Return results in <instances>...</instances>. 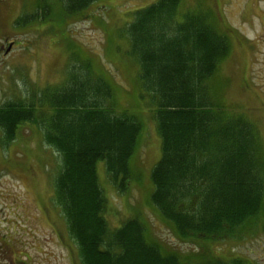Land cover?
<instances>
[{
  "label": "trees",
  "instance_id": "trees-1",
  "mask_svg": "<svg viewBox=\"0 0 264 264\" xmlns=\"http://www.w3.org/2000/svg\"><path fill=\"white\" fill-rule=\"evenodd\" d=\"M61 1L78 13L97 0ZM180 1L136 10L127 28L141 95L157 105L161 156L151 171L150 201L184 241L222 242L264 231V146L254 124L214 104L208 87L227 39L204 14L179 15ZM87 66L28 102L0 104L1 142L9 145L20 126L34 124L60 154L53 199L80 264H201L147 241L137 218L110 229L97 163L124 190L140 127L133 116L115 112L110 84Z\"/></svg>",
  "mask_w": 264,
  "mask_h": 264
},
{
  "label": "rangeland",
  "instance_id": "rangeland-1",
  "mask_svg": "<svg viewBox=\"0 0 264 264\" xmlns=\"http://www.w3.org/2000/svg\"><path fill=\"white\" fill-rule=\"evenodd\" d=\"M157 1L97 0L69 13L61 0H45L44 6L39 0H0V104L28 102L39 90L60 85L70 71L80 73L88 65L93 75L110 84L115 112L133 116L140 127L124 190L111 182L104 162L97 163L110 229L137 218L147 241L183 259L235 264L238 257L264 264L263 229L222 242L184 241L150 201L151 171L161 156L157 105L141 95L139 63L131 53L127 28L136 10ZM193 12L207 16L229 46L208 79L213 103L249 119L264 146V0L180 1L179 15ZM1 138L0 130V242L9 249L5 260L23 262L27 253L30 264H80L53 199L60 154L43 141L42 130L34 124L20 126L9 145Z\"/></svg>",
  "mask_w": 264,
  "mask_h": 264
},
{
  "label": "flooded vegetation",
  "instance_id": "flooded-vegetation-1",
  "mask_svg": "<svg viewBox=\"0 0 264 264\" xmlns=\"http://www.w3.org/2000/svg\"><path fill=\"white\" fill-rule=\"evenodd\" d=\"M2 244H3V243L0 242V251H2L4 254H2V255L0 254V256L3 257V261H4L6 264H13L12 261H11V263H10V262L7 263V261L5 260L4 255H5V257H7L6 255H7L9 249H8V246H7V245H6L7 248L4 249V248H3V245H5V244H3V245H2ZM73 252H74V251H73ZM26 254H27V253L23 254V256L25 257V260H27V261L24 260V261L22 262V261H20L19 259H16V260H15L16 264H27V263L30 264V259H31V258H30L29 255H26ZM70 257H71V259H72V257H73L72 253L70 254ZM28 259H29V260H28ZM4 262H3V263H4Z\"/></svg>",
  "mask_w": 264,
  "mask_h": 264
},
{
  "label": "water",
  "instance_id": "water-1",
  "mask_svg": "<svg viewBox=\"0 0 264 264\" xmlns=\"http://www.w3.org/2000/svg\"><path fill=\"white\" fill-rule=\"evenodd\" d=\"M10 48V47H9ZM9 50V49H8Z\"/></svg>",
  "mask_w": 264,
  "mask_h": 264
}]
</instances>
